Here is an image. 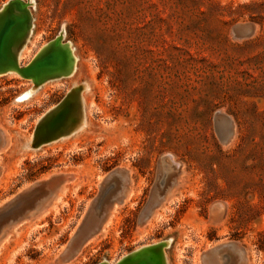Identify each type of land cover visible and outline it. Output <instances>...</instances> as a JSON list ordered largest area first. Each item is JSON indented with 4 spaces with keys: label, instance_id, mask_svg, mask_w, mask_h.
<instances>
[{
    "label": "rangeland",
    "instance_id": "rangeland-1",
    "mask_svg": "<svg viewBox=\"0 0 264 264\" xmlns=\"http://www.w3.org/2000/svg\"><path fill=\"white\" fill-rule=\"evenodd\" d=\"M24 2L32 21L11 61L26 66L54 39L66 63L0 75V206L53 173L72 178L0 233V264H222L202 254L231 241L246 260L226 264H264V0ZM245 24L253 31L234 32ZM68 92V134L32 147ZM169 154L180 169L161 196ZM108 175L124 198L60 263Z\"/></svg>",
    "mask_w": 264,
    "mask_h": 264
},
{
    "label": "water",
    "instance_id": "water-1",
    "mask_svg": "<svg viewBox=\"0 0 264 264\" xmlns=\"http://www.w3.org/2000/svg\"><path fill=\"white\" fill-rule=\"evenodd\" d=\"M29 3L26 6L24 0H10L0 9V75L9 74L17 70L23 78L31 79L37 74L52 72L66 63L65 52L63 48L55 42L49 41V46L40 52L29 64L17 69L16 64L10 59V49L13 42L14 33H17L18 27L22 22H31ZM254 27L250 24L237 25L234 32L246 30L252 32ZM62 64V65H63ZM55 106L48 110L37 121L34 128V138L32 147L41 148L52 143L68 134V130L63 129L69 115V94ZM222 116L221 112L216 113V118ZM231 136V133L229 134ZM9 144V136L6 131L0 127V152ZM172 156L164 155L162 160V175L158 182V190L163 196L168 181L172 180L173 175L179 172L180 165L177 168L168 165L166 159ZM1 173V167H0ZM122 176H127L125 170L120 171ZM116 176H106L100 184V193L94 203L88 208L86 215L78 226L76 232L67 243L61 257L60 263L72 259L78 251L95 235L102 231L109 212L114 208L117 200L121 201L123 196L120 192ZM72 178V175L65 173H53L46 179L40 180L33 187L17 195L12 200L0 206V233L7 232L16 224L25 220V218L36 208V206L46 198L51 197L61 186ZM216 206V205H215ZM216 208V207H214ZM150 213H145L147 218ZM233 252L240 253L245 258V247L238 241L220 243L207 249L202 255L206 258H217L222 264H226ZM146 258V257H145ZM150 259V257L147 256ZM246 260V258H245ZM139 262V261H138ZM101 264V263H98ZM137 264V263H136ZM143 264H150L147 260Z\"/></svg>",
    "mask_w": 264,
    "mask_h": 264
},
{
    "label": "bare ground",
    "instance_id": "bare-ground-1",
    "mask_svg": "<svg viewBox=\"0 0 264 264\" xmlns=\"http://www.w3.org/2000/svg\"><path fill=\"white\" fill-rule=\"evenodd\" d=\"M24 23H25V21L24 22H22L20 25H19V27H18V30L19 29H21L23 26H24ZM17 30V31H18ZM18 34V33H17ZM14 35H16L15 33H14ZM13 37H15V36H13ZM13 41H14V38H13ZM13 43V42H12ZM10 58H11V54H10ZM73 63H74V61H73ZM63 64V63H62ZM62 64H60V66H58V67H62V66H64V64L62 65ZM75 65V64H74ZM72 71V70H71ZM81 129V128H80ZM78 132V131H77ZM75 133H76V131H75ZM70 134V133H69ZM72 134V133H71ZM67 135V134H66ZM64 137V136H63ZM66 138H69V137H66ZM54 142V141H53ZM171 157V156H170ZM168 159V158H167ZM167 159H166V162H167ZM168 163V165H170V166H172L173 167V165H172V163H171V161H169V162H167ZM175 166H176V168H177V166H179V164L178 163H175ZM62 190V189H61ZM61 192V191H60ZM129 193V192H128ZM124 198V197H123ZM116 205V204H115ZM44 208V207H43ZM115 208V207H114ZM113 211V210H112ZM37 213V212H36ZM113 213H115L114 211H113ZM114 215V214H113ZM112 217V216H111ZM105 226V225H104ZM93 240V239H92ZM91 240V241H92Z\"/></svg>",
    "mask_w": 264,
    "mask_h": 264
},
{
    "label": "trees",
    "instance_id": "trees-1",
    "mask_svg": "<svg viewBox=\"0 0 264 264\" xmlns=\"http://www.w3.org/2000/svg\"><path fill=\"white\" fill-rule=\"evenodd\" d=\"M259 248H260L261 250H264V245H259Z\"/></svg>",
    "mask_w": 264,
    "mask_h": 264
}]
</instances>
